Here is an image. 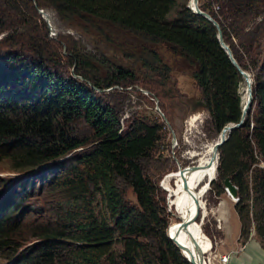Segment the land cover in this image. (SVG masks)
<instances>
[{
    "label": "trees",
    "instance_id": "obj_1",
    "mask_svg": "<svg viewBox=\"0 0 264 264\" xmlns=\"http://www.w3.org/2000/svg\"><path fill=\"white\" fill-rule=\"evenodd\" d=\"M17 1L15 5L14 0H0V13L17 14L21 8H27L36 16L38 7L51 6L63 19L88 14L141 36L145 40L143 53L134 60H139L148 71L159 73L161 78L151 79L149 83L162 101L163 96L174 95V89L166 88L170 79L167 71L171 68L153 46L168 45L174 53L195 65L191 76L199 101L208 112V125L213 133L217 134L225 123L238 120L242 77L219 46L215 26L192 12L185 2L178 5L174 17L170 18L175 0ZM198 6L216 20L223 41L238 65L245 70L261 71V75L256 73L253 77L252 99L243 125L232 129L218 147L216 180H211L209 189H214V195L219 196L223 193L220 182L229 177L236 187L233 209L239 222L238 239L243 242L252 226L264 248V48L256 60L264 38V0H198ZM5 22L1 21L0 31L10 27ZM15 24L14 31L24 30L21 22ZM230 33L237 42L232 41ZM0 43L16 44L10 34L1 36ZM254 43L256 46L252 48ZM25 46L27 49L22 48L20 53L0 51V146L6 149L0 153L15 161L11 169L18 172L42 166L85 144L89 146L66 160L60 172L52 164L48 165L50 169L40 166L37 170L42 173V179H47L49 190L55 191L51 193H56L46 204L49 217H53L52 222L42 220V226L44 222L46 226L36 224L35 218L16 225L13 221L18 218L11 217L10 213L21 200L12 197L6 202L8 211H2L6 188L0 190L3 191L0 194V249H5L10 241L9 233L16 227L18 230L28 226L32 235L39 236L41 241L33 245L32 253L19 257L18 264H189L167 235L166 204L159 195L157 183L143 165L155 150L163 122L134 121L123 130L112 106L101 103L87 85L79 87L73 80L65 82L61 78L51 80L37 67L39 50H34L32 45ZM74 49L75 62L86 64L79 50ZM28 51L34 52L35 58ZM24 53L25 60L30 59L27 67L20 57ZM9 64L14 69L6 72L4 68ZM75 70L101 89L130 81L135 76L131 67L123 66H116L117 73L106 79L90 74L79 65ZM253 101L255 113L250 116ZM59 120L65 121L58 124ZM77 121H84L90 130L88 137L79 138L74 132ZM258 159L262 161L261 166L257 164ZM247 172H252L250 186L245 179ZM33 178L19 182L22 197H29ZM119 181L131 187L136 204L126 202ZM39 185L42 187V182ZM97 200L102 205L100 212L94 207ZM252 203L256 204L255 209H251Z\"/></svg>",
    "mask_w": 264,
    "mask_h": 264
},
{
    "label": "rangeland",
    "instance_id": "obj_2",
    "mask_svg": "<svg viewBox=\"0 0 264 264\" xmlns=\"http://www.w3.org/2000/svg\"><path fill=\"white\" fill-rule=\"evenodd\" d=\"M183 2L186 4L187 0H175V6L169 14L170 18L174 17L175 10ZM14 4H18V1L14 0ZM36 12L39 17L37 15L35 16L34 12L27 8H21V11L17 14L14 11V14L11 11L0 13V23L2 20H5L10 26L0 31V37L10 34V37L16 42L14 45H2L0 43V51L9 50L20 53L22 48L27 49L26 44L34 46V50L38 49L40 52V63L37 67L43 71V74L47 75L51 80L53 78H61L65 82L73 80L79 87L80 85L88 86L87 88L99 97L101 103L108 104L115 109L123 130L127 129L134 121L158 120L163 122L161 136L157 141L155 150H153L152 155L148 159L144 160L143 165L145 172L157 183L161 190L159 195L164 199L166 212L168 213L167 228L169 229V235L175 236V233L178 235L180 228L177 229L179 223L176 215L185 216V207L181 202L184 199L181 198L182 193L179 197H169V191L163 185V180L170 174L176 176L175 173L178 171V167L195 163L197 158L196 156H192L191 153L200 150L203 142L216 136L208 125L207 110L197 103L199 100V92L191 76L195 65L191 64L184 57H181L180 54L174 53L168 45L155 44L153 46L162 57L165 65H169L171 68L167 71L170 74V79L167 82L166 88L168 91L174 89V97L165 95L162 101L155 91L151 89L149 83L151 79H160L161 76H158L159 73L148 71L147 68L140 65L139 60H134L142 52L143 46L145 45V40L141 36L138 37L126 28L88 14H76L63 19L51 6L44 8L38 7ZM262 13L264 17V10ZM40 18L43 19L44 25L41 24L42 21ZM18 22L24 25L23 31L21 29L17 31L13 30L16 26L15 23ZM229 37L233 42H237L236 37L231 33ZM260 45L261 49L256 54V60L260 58L261 50L264 48V38ZM255 46L254 43L252 48ZM75 47L79 50V55L84 57L83 59L87 62L86 64L79 60L75 62L73 55ZM28 55L30 57L32 56V58L36 56L34 52L30 51H28ZM20 57L24 59L26 67L29 66L30 59L27 58L25 60L26 54L24 53ZM109 62L111 63L110 65L107 64ZM77 65L86 68V71L90 74H94V76L98 75L103 79L117 73L115 71L116 66L131 67L135 72V76L130 81H125L120 84L117 83L102 89L95 88L92 80L86 81L83 79V76L76 72L75 67ZM10 69H14L10 64L4 68L6 72ZM22 70L26 71V68H22ZM162 70L163 74L166 73L164 67ZM247 71L251 74L252 79L256 73L261 75V71L256 68H248ZM153 83L156 84L157 82L154 81ZM254 113L255 103L253 101L250 116ZM193 114L198 115L197 122L195 123V119H191L187 123L188 118L193 116ZM60 121L64 122L65 120H59L58 124ZM74 127V132L79 138L88 137V134H90V130L84 124V121H77ZM88 146L89 144H85L84 146L75 148L61 157L49 160V162L42 166L48 167V165L52 164L60 172L62 164L66 160H71L78 151ZM5 150L3 146H0V152L4 153ZM2 153H0V190H5L6 188L4 191L5 204L2 203L4 204L2 211H8L6 204L14 197L16 200H21V204L19 203L17 208L10 213L11 217L18 218L13 221L16 225L21 222V224H24L28 220H33V218H35L36 224L41 227L48 225L44 222L42 226V220L53 221V217H49V206H46V204L49 203L50 199L54 198L53 194L56 195V193H51L55 191L49 190L47 179H42V173L37 171L41 165L33 167V169L16 172L11 169V165L15 161L8 156H3ZM19 160L17 159L16 161ZM257 164L261 166L262 161L258 159ZM24 176L25 178H23ZM20 177L23 179H17ZM215 177L214 180H216ZM251 177L252 172H247L245 179L247 180L248 186L251 185ZM26 178H33L34 182L30 189H28L29 197H22L23 191H20L21 183L19 184V182L20 180L22 182ZM15 179H17L16 182ZM41 182L42 187L40 185L38 186V183ZM170 184L176 187L178 181L176 182L175 179H171ZM220 184L222 186V181ZM118 186L126 202L136 204V198L131 187L122 181L118 182ZM211 186L212 184L209 183L208 189L200 195V199L202 196V203L206 207L205 215L201 216L200 212L202 209L200 208L196 219L194 220L192 218L200 225L202 233L210 241L211 247L213 244L212 251L208 252L209 249L205 252V264H210V262H207V256L209 254L213 252L217 253L216 246L222 237L223 231L221 230V225L218 221L219 218L217 217V213L219 212L215 209L221 200L224 201L225 208L231 212L230 221L233 219V222H236V214L233 212L234 199L232 200V197L224 190L223 193L216 197L214 195V189H209ZM194 191L198 190L195 188ZM2 193L3 191L0 192V194ZM251 193L249 189V196ZM41 206L44 208L40 209ZM101 206L98 200L94 202V207L97 212L101 211ZM255 208L256 204L253 205L252 203L251 209ZM189 212L193 213L195 209H190ZM250 228L251 231L254 229L252 226ZM31 232L32 230L28 226H23L18 230L16 227L13 233H9L8 239L10 241L4 250L0 249V264H7L10 259L14 258V264H16V260L18 264L19 257L33 252V245L41 240L39 236H33ZM227 254L230 256V252H227ZM212 264H218L216 259L212 260Z\"/></svg>",
    "mask_w": 264,
    "mask_h": 264
},
{
    "label": "bare ground",
    "instance_id": "obj_3",
    "mask_svg": "<svg viewBox=\"0 0 264 264\" xmlns=\"http://www.w3.org/2000/svg\"><path fill=\"white\" fill-rule=\"evenodd\" d=\"M247 71V70H246ZM242 86H241V90H240V95H241V103H243L244 99L247 96V85L245 83V81L247 79L242 78ZM248 82H249V88L252 89V84H253V79L251 78V74L249 73L248 75ZM197 118L198 115L197 114H193V116H190L187 120V123L189 122V120H194L195 119V123L197 122ZM226 132V129L225 131ZM214 138L209 139L205 142L202 143L200 150L198 151H194L191 153L192 156H196V160L195 163H198L196 166L193 167V169H189V170H184L183 172H180L179 170L175 173L176 176H172V174L167 175L164 180H163V185L165 186V188L170 192L171 196H176L179 197V195L181 194V198L184 199L182 200V204L184 205V209H185V216H177L178 221L181 218H191L192 216H195V212L197 210V206H195L194 203V197H197L198 200V211L196 213V215L198 216L199 212H200V208L202 209L201 216L205 215V204L202 203V196L200 199V195L203 194V192L206 189V181L207 179L211 178V177H215V164H216V157H213V151H212V143H213ZM178 169V168H177ZM186 176V177H185ZM187 178V179H185ZM171 179H175L176 182L178 181V185L175 187H173L170 184ZM182 181L186 183L187 188H189V192L186 190H183L182 188ZM196 188V190L198 191H194V189ZM229 195V194H228ZM230 196V195H229ZM170 205V202H169ZM190 209H195V212H189ZM184 212V211H183ZM179 223V222H178ZM178 230V235L175 236H171L169 235V232L167 233L168 237L174 238V241L176 243H178V245L181 247V254L187 259H190L192 257H194V260L196 261L197 259V254L191 244V242L189 241L186 232H188L193 238L194 240L197 242V244L200 246L201 251L203 252V255H205L210 247H211V243L210 241L207 239V237H205V235L202 233V230L200 228V225L197 224L193 219H190L187 223H186V227L185 228H181V226L178 224L177 229ZM176 229V228H175ZM169 231V229H168ZM177 237V238H176ZM212 249H213V244H212ZM211 252V251H210ZM203 264H205V259L203 257Z\"/></svg>",
    "mask_w": 264,
    "mask_h": 264
},
{
    "label": "water",
    "instance_id": "obj_4",
    "mask_svg": "<svg viewBox=\"0 0 264 264\" xmlns=\"http://www.w3.org/2000/svg\"><path fill=\"white\" fill-rule=\"evenodd\" d=\"M185 6H187L188 8H190L194 13H197V14H200L202 16H204L206 19L210 20L215 28H216V39L219 43V46L225 51L226 55L228 56L229 60L231 61V63L236 67V69L238 70V72L240 73L241 77L242 78H245L247 79L245 81L246 85H247V89H248V92H247V96L246 98L244 99L243 103H242V106H241V111H240V115H239V118L237 121L235 122H227L225 123L219 130V132L216 134L214 140H213V143H212V151H213V157H216L215 160H216V164L215 166L217 165V161H218V147L222 144V142L224 140H226L228 134L230 133V131L234 128H237V127H240L243 125L244 123V118L245 116L248 114V111H249V107H250V103H251V99H252V94H251V89L249 88V82H248V75H249V72L246 71L245 69L241 68L238 63L235 61V59L233 58L232 56V53H231V50L229 48V46L223 41V38H222V34H221V31H220V28L217 24V22L206 12L204 11L203 9H201L199 6H198V2L197 0H187ZM40 10V9H39ZM45 18V16H43ZM46 19V18H45ZM252 78V77H251ZM197 103L201 106H204L202 102H200L199 100L197 101ZM226 129V132H224ZM173 138H174V134H173ZM198 163H191V164H187V165H184L182 167H178V170L180 172H183L184 170H189V169H193L194 166H196ZM215 170H216V167H215ZM216 175V174H215ZM214 179V176L207 179L206 181V189H208V184L211 182V180ZM182 188L183 190H186L189 192V188H187L186 186V183L182 181ZM205 189V190H206ZM222 189L227 192L230 197H232V199H237V196H236V187L230 182V179L229 177H225L222 181ZM169 197H171V194L169 192ZM194 199V203H195V206H197V210L195 212V216H192L191 218H181L179 219V225L181 226V228H185L186 227V223L190 220V219H196L197 215V211H198V200H197V197H194L192 196ZM171 206L169 205V208ZM179 218V217H178ZM167 233H168V228H167ZM186 235L189 239V241L191 242L196 254H197V260L195 261L194 260V257L190 258V259H186L181 253V255L186 259V261L189 263V264H203V252L201 251L200 249V246L197 244V242L194 240V238L188 233L186 232ZM173 242H174V245L177 247V249L179 250V252L181 251V247L178 245V243H176L174 241V238H171L169 237Z\"/></svg>",
    "mask_w": 264,
    "mask_h": 264
},
{
    "label": "crops",
    "instance_id": "obj_5",
    "mask_svg": "<svg viewBox=\"0 0 264 264\" xmlns=\"http://www.w3.org/2000/svg\"><path fill=\"white\" fill-rule=\"evenodd\" d=\"M225 207L224 201L221 200L215 208L219 212L217 217L223 231L219 244L216 246V252L218 254L230 252L227 264H264V248L254 229L251 231L250 228L246 239L240 242L237 216L235 215L236 222H233V219L230 221L231 212ZM233 212L235 213L234 209Z\"/></svg>",
    "mask_w": 264,
    "mask_h": 264
},
{
    "label": "built area",
    "instance_id": "obj_6",
    "mask_svg": "<svg viewBox=\"0 0 264 264\" xmlns=\"http://www.w3.org/2000/svg\"><path fill=\"white\" fill-rule=\"evenodd\" d=\"M211 248L212 247H210V250L208 252L212 251ZM213 259H216L218 264H227L229 255L227 253L218 254V253L213 252L212 254H209V256H207V262H210V264H212Z\"/></svg>",
    "mask_w": 264,
    "mask_h": 264
},
{
    "label": "clouds",
    "instance_id": "obj_7",
    "mask_svg": "<svg viewBox=\"0 0 264 264\" xmlns=\"http://www.w3.org/2000/svg\"><path fill=\"white\" fill-rule=\"evenodd\" d=\"M21 181V180H20ZM233 200V199H232ZM237 200V199H236ZM234 202H235V199H234ZM14 262H15V258L14 259H10L9 261H8V263L7 264H14Z\"/></svg>",
    "mask_w": 264,
    "mask_h": 264
}]
</instances>
